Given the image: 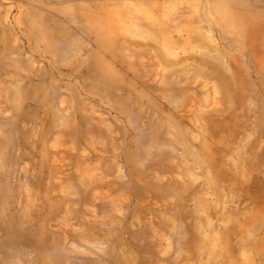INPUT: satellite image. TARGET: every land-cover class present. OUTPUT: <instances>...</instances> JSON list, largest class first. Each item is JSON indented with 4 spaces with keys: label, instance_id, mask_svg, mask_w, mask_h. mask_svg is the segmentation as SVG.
Wrapping results in <instances>:
<instances>
[{
    "label": "rangeland",
    "instance_id": "1",
    "mask_svg": "<svg viewBox=\"0 0 264 264\" xmlns=\"http://www.w3.org/2000/svg\"><path fill=\"white\" fill-rule=\"evenodd\" d=\"M0 264H264V0H0Z\"/></svg>",
    "mask_w": 264,
    "mask_h": 264
}]
</instances>
